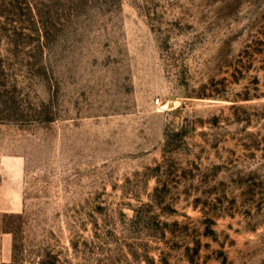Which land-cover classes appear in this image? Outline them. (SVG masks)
I'll use <instances>...</instances> for the list:
<instances>
[{"label": "rangeland", "instance_id": "rangeland-1", "mask_svg": "<svg viewBox=\"0 0 264 264\" xmlns=\"http://www.w3.org/2000/svg\"><path fill=\"white\" fill-rule=\"evenodd\" d=\"M0 264H264V0H0Z\"/></svg>", "mask_w": 264, "mask_h": 264}, {"label": "crops", "instance_id": "crops-1", "mask_svg": "<svg viewBox=\"0 0 264 264\" xmlns=\"http://www.w3.org/2000/svg\"><path fill=\"white\" fill-rule=\"evenodd\" d=\"M20 175V170L17 169L14 178L8 179V192L5 193V199L1 201V209H18L21 206V200L18 198V188L16 185H13L19 179ZM4 177L3 175L0 185L4 181Z\"/></svg>", "mask_w": 264, "mask_h": 264}]
</instances>
